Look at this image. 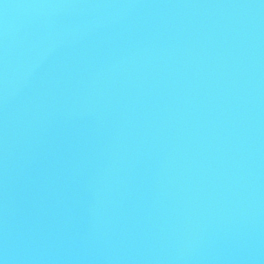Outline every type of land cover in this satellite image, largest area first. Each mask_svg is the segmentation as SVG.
Masks as SVG:
<instances>
[{
    "label": "water",
    "instance_id": "water-1",
    "mask_svg": "<svg viewBox=\"0 0 264 264\" xmlns=\"http://www.w3.org/2000/svg\"><path fill=\"white\" fill-rule=\"evenodd\" d=\"M2 264H264V0H0Z\"/></svg>",
    "mask_w": 264,
    "mask_h": 264
},
{
    "label": "snow or ice",
    "instance_id": "snow-or-ice-1",
    "mask_svg": "<svg viewBox=\"0 0 264 264\" xmlns=\"http://www.w3.org/2000/svg\"><path fill=\"white\" fill-rule=\"evenodd\" d=\"M0 264H2V262H0Z\"/></svg>",
    "mask_w": 264,
    "mask_h": 264
}]
</instances>
